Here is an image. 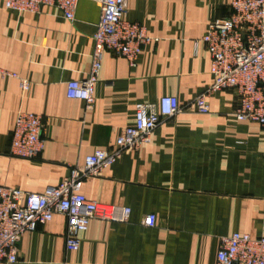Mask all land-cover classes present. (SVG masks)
I'll return each mask as SVG.
<instances>
[{"label": "crops", "instance_id": "1", "mask_svg": "<svg viewBox=\"0 0 264 264\" xmlns=\"http://www.w3.org/2000/svg\"><path fill=\"white\" fill-rule=\"evenodd\" d=\"M232 0H128L127 21L157 39L135 66L104 53L95 103L67 97V82L91 69L100 6L79 0L74 20L56 6L16 12L0 0V185L42 192L98 148H111L135 105L175 95L186 107L165 118L149 143L125 153L82 192L99 203L129 206L127 222L94 218L78 250H67L65 215L26 231L18 261L0 264H217L221 238L234 232L264 236V127L234 115L237 95L209 97L210 112L187 107L213 81L211 57L201 40ZM21 79L29 82L23 90ZM47 120L45 145L35 159L10 153L17 111ZM156 215L154 227L143 225Z\"/></svg>", "mask_w": 264, "mask_h": 264}, {"label": "built area", "instance_id": "2", "mask_svg": "<svg viewBox=\"0 0 264 264\" xmlns=\"http://www.w3.org/2000/svg\"><path fill=\"white\" fill-rule=\"evenodd\" d=\"M100 6V18L93 35L91 69L81 80L67 82V97L82 99L87 109L95 103V85L99 81L106 51L124 56L135 66L143 47L157 39L148 35L139 22L127 21L128 0H93ZM79 0H5V7L16 12H38L43 6H56L65 18L74 20ZM211 57L213 81L187 106L196 112H210L208 97L222 89L237 95L234 115L241 121L257 122L264 127V0H232L228 16L214 19L201 39ZM16 73L0 67V79ZM23 90L29 82L21 79ZM186 107L175 95H164L156 102L135 105L134 126H128L111 148H98L85 157L83 164L71 167L69 175L58 185L42 192H28L0 185V262L18 261L19 242L23 234L51 221L56 213L67 218L66 248L78 250L79 234L88 229L94 218L127 222L132 209L99 203L83 192L84 181L99 176L125 153L149 143L153 131L165 118L174 117ZM47 120L40 114L17 111L12 126L10 153L35 159L43 151ZM143 225L154 227L156 215L146 214ZM217 264H264V236L234 232L221 238Z\"/></svg>", "mask_w": 264, "mask_h": 264}]
</instances>
